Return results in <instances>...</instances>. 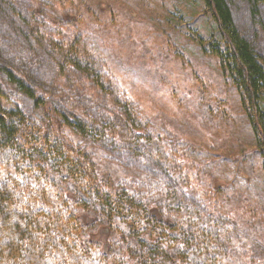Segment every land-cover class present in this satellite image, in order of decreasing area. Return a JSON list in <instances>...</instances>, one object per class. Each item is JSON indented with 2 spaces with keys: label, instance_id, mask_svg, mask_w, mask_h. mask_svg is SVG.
<instances>
[{
  "label": "trees",
  "instance_id": "1",
  "mask_svg": "<svg viewBox=\"0 0 264 264\" xmlns=\"http://www.w3.org/2000/svg\"><path fill=\"white\" fill-rule=\"evenodd\" d=\"M180 1L197 7L191 20L179 14L185 36L236 92L239 132L252 135L249 155L214 163L208 155L201 170L180 140L162 139L141 113L134 92L145 80L129 78L118 59L121 76L111 67L99 0H0L25 39L41 52L42 44L51 47L49 76L79 74L103 102L80 111L71 99L58 104L29 80L20 55L0 54V264H264V216L259 223L252 216L258 208L233 218L216 201L249 181L238 163L264 171V60L235 24V0ZM244 1L264 7V0ZM120 48L138 50L126 37ZM31 55L22 57L38 61ZM221 162L235 173H219Z\"/></svg>",
  "mask_w": 264,
  "mask_h": 264
},
{
  "label": "rangeland",
  "instance_id": "2",
  "mask_svg": "<svg viewBox=\"0 0 264 264\" xmlns=\"http://www.w3.org/2000/svg\"><path fill=\"white\" fill-rule=\"evenodd\" d=\"M178 3L182 2L99 0L98 10L106 28L101 37L104 38L102 41L105 46L110 48V55L114 60L110 65L113 63L111 67L113 66L120 76V71L115 68V65L119 64L117 59L129 78L134 79V76L137 80H145L144 84L136 88L134 96L141 105V113L149 117L148 122L152 130L156 134L159 133L162 139H171L173 142L180 140L181 145L187 147L184 157L189 159V162L193 161L194 166L201 170L205 167L208 155L213 163L218 162L221 156L239 160V157L249 155L253 148L252 135L239 132L245 126L242 125L243 118L239 115L242 109L236 92L222 83L220 69L215 67L214 60L199 54L193 47L194 42L185 36L187 24H182L179 14L183 13L184 19L191 20L192 14L197 12L193 13V10L197 7H193L191 2L185 7ZM87 7L89 8L88 5ZM231 7L239 32L254 44L264 60V7H253L244 0H235ZM100 8L105 11L102 12ZM13 14L14 11L8 10L4 4L0 5V38L4 41H0V54L7 57L20 55L21 61L17 63L24 67L29 65V80L34 84L43 85L47 96L58 104H65L62 101L71 99L80 106V111L83 107L90 109L94 104L103 103L91 82L79 74L49 76L47 71L51 60V47L44 43L42 45L45 49L41 52L37 49L39 45L30 35L25 39L24 26L13 20ZM80 29L81 27H77L75 31L78 41L84 40V33ZM124 37L133 41L138 50L125 53L121 51V41ZM81 46L89 50L86 45ZM36 50L44 54L46 59ZM29 53H32L31 57L37 54L38 61L36 57L33 60L30 56L22 57L28 56ZM14 58L16 60V57ZM113 82L115 84V81ZM151 83L157 85V91L147 89L146 93L142 94L140 88L150 87ZM59 84H63L62 87H59ZM120 97L126 98L125 94ZM104 98L105 103L111 96ZM93 110L95 107L91 109ZM27 113H30V110ZM241 163L236 165V170L247 174L249 181H240L242 185L235 186L229 193L222 190V196L216 198V201L222 214L233 218L235 214L245 216L249 207H257L258 211L252 216L254 222L259 223L263 220L261 216H264V201L259 196L261 194L264 197V171H261L260 165L255 164L253 173H250L248 162L242 165ZM218 169L219 173H235V168L227 162L219 163ZM216 181L225 180L217 177ZM221 183L224 187L227 185L225 182ZM244 186L248 189L244 190ZM236 193L238 199L230 198ZM227 194L231 195L226 196ZM208 209L218 211L217 208ZM261 237L264 242L263 235ZM260 256H264V251Z\"/></svg>",
  "mask_w": 264,
  "mask_h": 264
}]
</instances>
